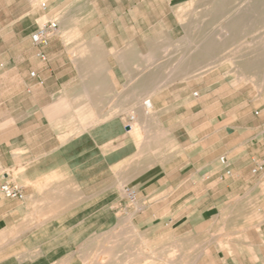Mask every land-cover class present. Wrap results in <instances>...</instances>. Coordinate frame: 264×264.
<instances>
[{"label":"crops","instance_id":"1","mask_svg":"<svg viewBox=\"0 0 264 264\" xmlns=\"http://www.w3.org/2000/svg\"><path fill=\"white\" fill-rule=\"evenodd\" d=\"M189 2L0 0V184L24 194L0 192V264H264V111L233 166L207 162Z\"/></svg>","mask_w":264,"mask_h":264},{"label":"rangeland","instance_id":"2","mask_svg":"<svg viewBox=\"0 0 264 264\" xmlns=\"http://www.w3.org/2000/svg\"><path fill=\"white\" fill-rule=\"evenodd\" d=\"M206 1L207 0H190L188 14H185L183 18L185 27L183 36L188 39V44H190V46L198 45L195 42H197L199 38L197 32L201 30L200 24L204 9L208 6L205 4ZM214 1L215 3L217 2V0ZM226 6L227 5H223V8H226ZM231 7L232 5L228 6L230 9ZM216 8L217 6L215 5L213 8L214 11L218 10ZM218 14L219 10L215 14L216 20ZM192 15L197 16L195 18V23L197 22L198 25L193 29L189 26ZM197 18L198 21H196ZM188 34L190 38H188ZM258 34V32H253L243 37L244 42H246L245 47L248 48L253 46L254 39ZM188 44L174 46V50H169L167 53L169 52L170 55H175L183 49V58L179 61L181 62L180 65L186 64L188 62L186 58ZM243 46L244 45L241 47ZM230 48L233 50V46ZM189 56L190 68L192 67L191 65H196L198 63L202 65L203 52L195 51L190 55L189 51ZM253 56L258 57L261 55L260 53H256L253 54ZM192 57L194 59L191 60ZM167 58V61L160 63H167L168 68V65H173L174 62H170V56ZM180 65H178L179 68L177 71L180 70ZM193 77L197 76L190 75L193 93H196L198 89L203 90L202 92L199 91L198 94L201 96V102L205 105V120L202 124V119H192L191 113V122L189 125L190 134L192 137L196 135L200 137L202 134L206 135L205 151L207 162L216 164L217 168L221 169L227 165L233 166V145L242 141L247 119L256 118L257 115L254 113L255 109L264 111V83L262 87L259 81L255 83V81L253 82L251 80L239 81L233 84V66L229 62H224L215 69L204 73L203 79L199 82ZM257 77H259V75ZM193 79L194 81H192ZM258 79L259 78H256V80ZM191 112H193V110H191ZM221 156H225L227 159L226 163H221L219 161V157ZM141 209L142 207L138 210L141 212Z\"/></svg>","mask_w":264,"mask_h":264},{"label":"bare ground","instance_id":"3","mask_svg":"<svg viewBox=\"0 0 264 264\" xmlns=\"http://www.w3.org/2000/svg\"><path fill=\"white\" fill-rule=\"evenodd\" d=\"M205 4L208 6L204 9L201 18V30L197 32L199 44L190 46V55L195 51L203 52V63L191 65L190 75L202 76L220 64L229 62L233 66V84L251 80L255 83L259 81L262 87L264 83V0H217L216 3L214 0H207ZM215 5L219 10L217 20L215 14L218 10L213 9ZM223 5H227L226 8H223ZM230 5H232L231 9L228 8ZM197 26L196 22L192 27ZM253 32L259 34L254 39L253 46L247 48L243 37ZM256 53H260L261 56H253ZM256 78L259 79L256 80Z\"/></svg>","mask_w":264,"mask_h":264},{"label":"built area","instance_id":"4","mask_svg":"<svg viewBox=\"0 0 264 264\" xmlns=\"http://www.w3.org/2000/svg\"><path fill=\"white\" fill-rule=\"evenodd\" d=\"M57 31V23L54 20H49L47 21L45 24H43L42 26H40L32 35H31V40L35 45H43L46 44L49 40V38H51L52 36H54L56 34ZM41 59H45L43 54H39ZM31 75L33 76L34 73L32 72ZM144 106L146 108H151V103L149 100H145L144 101ZM257 114V112H256ZM134 120V116L130 115L128 117L126 126L130 127V123ZM260 132L262 135H264V121L261 123L260 125ZM221 162H224V158L221 157L220 158ZM251 172L255 175H258L260 177L264 176V153L261 156V158H259L252 166L251 168ZM0 192L1 194L5 197V198H17V199H21L24 194L23 191L16 186L15 184H13L10 181H3L0 184ZM124 196L125 199L127 200V202L131 205L135 204L136 202V192L134 189L128 187L124 189Z\"/></svg>","mask_w":264,"mask_h":264}]
</instances>
